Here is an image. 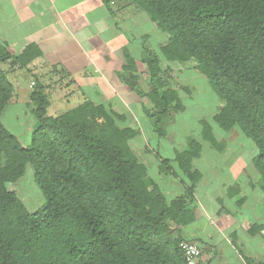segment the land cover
<instances>
[{
    "label": "trees",
    "instance_id": "1",
    "mask_svg": "<svg viewBox=\"0 0 264 264\" xmlns=\"http://www.w3.org/2000/svg\"><path fill=\"white\" fill-rule=\"evenodd\" d=\"M118 1L135 4L167 34L161 46L167 61H196L223 102L216 122L224 129L237 125L255 143L253 164L264 204V0ZM143 50L154 82L153 131L163 136L158 124L178 102V92L158 84L165 67L146 46ZM33 56L28 47L12 55L0 42V65L10 60L26 67ZM12 94L0 66V117ZM29 99L36 120L29 144L0 119V264H186L178 231L194 219L200 174L191 160L199 142L192 140L174 157L187 182V200L185 195L167 199L132 151L128 139L134 131L117 123V113L87 101L48 115L40 83ZM157 158L159 170L169 171L170 160ZM27 166L45 198L35 211L6 186ZM254 227L261 231L264 224Z\"/></svg>",
    "mask_w": 264,
    "mask_h": 264
},
{
    "label": "rangeland",
    "instance_id": "2",
    "mask_svg": "<svg viewBox=\"0 0 264 264\" xmlns=\"http://www.w3.org/2000/svg\"><path fill=\"white\" fill-rule=\"evenodd\" d=\"M127 6L130 41H134L137 51L133 58L124 62L119 69L118 80L113 83L114 86L116 84L123 88L110 92L112 85L110 81H107L106 86L104 83L101 85L99 81L79 83L73 79H67V76L60 73L54 75L48 73L50 76L47 75L42 83L44 91L47 92V96L49 95V100L53 101L48 112L59 115L91 101L95 104L103 103L107 109L117 113L119 115L116 119L117 123L134 131V135L128 139L132 151L147 167L148 176L157 182L167 199L185 195L187 200V195L184 194L187 182L174 157L177 151H182L192 140H197L200 148L198 155L191 160L192 170H200L205 175H209L213 171L229 168L232 177H239L240 168L243 166L241 173L247 174L250 181L255 180V182L252 186L254 193L252 191V194H249V190L246 189V201L239 211L249 213L255 209L259 212L263 201L260 187L262 181L260 173L253 164V158L258 153L257 146L237 125L228 129L219 126L214 116L223 106V102L210 81L199 70L196 61L193 59L178 63L167 61L161 51V46L167 41V34L145 14L143 15L142 10L135 4L130 2ZM120 39L124 41L122 37ZM142 43L161 60L165 67L158 79V84L163 89H174L178 92V102L174 103L169 114L158 124L164 132L163 136L153 131L152 121L156 115H154L155 107L151 100V91L154 82L151 81L147 71V55L140 46ZM131 48L133 45H130ZM10 63L11 61L8 60L0 65L13 85L12 98L3 109L0 119L10 132L27 145L30 143L31 132L36 125L31 112L32 104L29 94L38 82L35 81V85L28 87L31 74ZM157 156L170 160L169 171L159 170ZM6 186L8 190L17 194L29 211H35L45 204V198L35 184L33 170L29 166L26 167L22 177L14 182L6 183ZM231 197L235 202L242 198L240 195ZM224 206L227 209L231 208L226 203ZM262 214L259 219L264 224V212ZM249 230L255 231L259 236L260 231L252 227ZM178 232L181 234L180 230ZM260 239L261 241L258 239L257 242L263 243L264 228ZM251 245L255 246L254 241ZM237 250L244 256L247 264H249L248 260L253 263L255 259H252L251 255L247 256L246 252L239 247ZM255 250L253 249L252 252L263 253L258 249Z\"/></svg>",
    "mask_w": 264,
    "mask_h": 264
},
{
    "label": "crops",
    "instance_id": "3",
    "mask_svg": "<svg viewBox=\"0 0 264 264\" xmlns=\"http://www.w3.org/2000/svg\"><path fill=\"white\" fill-rule=\"evenodd\" d=\"M127 5L118 0H0V42L12 55H19L27 47L34 52L26 67H20L31 74L30 88L31 82L42 85L48 73H60L79 83L99 81L106 86L110 81V92L118 91L123 87L113 83L118 80L119 69L137 51L134 41H130ZM47 97V114L56 116L48 112L53 101ZM240 169L239 177H232L229 168L209 175L198 169L194 219L179 230L184 239L199 244L205 264H247L237 247L252 259L264 261V241L257 242L263 229L261 236L249 230L262 225L259 218L263 201L259 212L239 211L246 192L254 193L255 182L241 173L243 166ZM232 195L242 198L235 202ZM224 203L231 208H225Z\"/></svg>",
    "mask_w": 264,
    "mask_h": 264
},
{
    "label": "built area",
    "instance_id": "4",
    "mask_svg": "<svg viewBox=\"0 0 264 264\" xmlns=\"http://www.w3.org/2000/svg\"><path fill=\"white\" fill-rule=\"evenodd\" d=\"M33 84L34 82H31V85ZM179 248L186 264H205L202 258V250L197 242L184 239L179 242Z\"/></svg>",
    "mask_w": 264,
    "mask_h": 264
}]
</instances>
